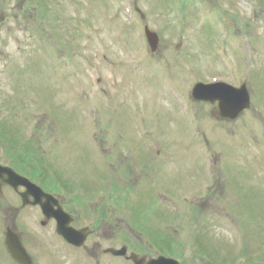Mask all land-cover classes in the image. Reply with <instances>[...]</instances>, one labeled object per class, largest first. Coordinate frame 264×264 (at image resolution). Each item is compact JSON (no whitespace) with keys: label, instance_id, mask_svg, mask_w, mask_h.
Returning a JSON list of instances; mask_svg holds the SVG:
<instances>
[{"label":"rangeland","instance_id":"374dc122","mask_svg":"<svg viewBox=\"0 0 264 264\" xmlns=\"http://www.w3.org/2000/svg\"><path fill=\"white\" fill-rule=\"evenodd\" d=\"M236 1L238 2V0H187L192 4L183 10L172 12L170 17L166 19L160 16L159 10L168 14L175 6L172 0H27V2L26 0H0V17L5 16L7 20V22L6 20L0 22V46H2L0 49L8 55L7 59L11 64L20 61L19 59L28 60L29 57H32L25 68L15 66L9 70V74L13 76L11 80L13 88L10 89L1 80V70H6L7 67L0 59L2 112L6 102L8 111L5 114H8L11 120H14L17 114H24L30 109L42 114L43 112L50 114V117H44L40 114L41 116H31L26 119L27 127L31 128L24 134L20 133L16 139L21 143L15 154L17 159L19 156L22 158L25 156L29 160L28 147L24 148V144L28 143L31 130L35 129L33 125L37 123L42 126L37 130H43L41 133H37V137L41 138L36 145V150H40V156H36V160L31 158V162H44L46 164L43 169L46 175L52 174L53 176L56 171L62 180L70 179V182L76 183L83 177L81 170L86 171L84 167L81 168L79 162L82 161L85 165L94 164V160L91 159L92 154L82 153L86 147L85 139L78 137L77 133L73 132L81 131V128H73L77 125L90 124L87 111L92 108L102 110V120L106 123L110 120L112 121L111 124H115L114 115L116 111H119L121 120L122 117L129 118L130 121L127 126L137 125L133 121L134 114H138V112L135 113L136 109L142 111L144 117L153 114V122L148 121L145 128H156L158 125H164L169 131V135L165 138L167 148L174 150L172 143L179 147L178 150H175L178 153L176 154L177 160L172 165L166 166L162 155L161 157L149 155L146 152L138 157L139 163L147 164L149 172L154 176L159 177L161 174V184L174 182L175 186H182L183 181H185L184 189L193 192L195 184L208 170L209 163L205 162L204 159L209 157L211 152H214L211 157L219 158V163L217 161V166H215L216 176L221 175L220 172L229 174L232 168L241 175L238 176L236 190H239L240 198H244L246 204L252 205L253 210L246 211L245 219L241 217V213L237 211L234 213L232 207H227L226 210L230 214L234 213L233 216L228 217L230 220L237 217L245 228L247 224L250 225V229H243L246 236L243 258L245 260L248 255L250 256L251 253L259 249V240L264 237V0L240 1L239 4ZM26 3L29 5L27 13L21 11ZM134 3H136V7H134ZM196 3H200L201 8L193 14L196 11L193 4ZM135 9L144 15V24L154 30L160 38L156 56L153 57L152 54L150 59L154 60L153 62L161 63L155 64L146 59L148 61L147 68L139 65L143 75H149L150 72H153L156 76L160 73L163 82H173L177 87L184 88L186 83L193 78L208 80L207 76L224 74V72L219 71L220 61H226V53L230 47L236 51L230 50V65L233 66L234 73L229 72L227 79L233 84L239 80L248 83L251 89L250 94H252V107L249 111L241 114L236 121L224 122L214 117L213 110L210 112L206 106H199L201 131L206 134L205 137L209 138V144H205L206 149L209 148L206 153L205 147L202 145L203 142L200 143L194 135L195 129L188 123L190 120L186 119V123H184L182 120L184 117L181 115L180 123H174L175 118H171L173 115L166 113L165 105L170 108L173 114L174 106L169 99H166L167 95L164 91L165 97L161 96L158 100L154 98L148 100V97L143 98L141 96L142 91L136 90L135 93H132V90H129L130 83L132 87H137L140 83L136 75H133L131 81H128L123 78L120 79L112 73L113 68L117 66L115 64L117 59L123 60L129 66H136V62L140 59L145 61L142 59L144 54L142 56L135 53V46L132 42L129 43V39H127L128 35L136 39L137 34L142 33L140 24L134 18L133 12L130 11ZM41 17L55 25L54 32L56 37H59L60 50L72 57L70 64L59 65L56 62L55 54L53 56V51L52 49L49 50L46 41L39 42V46H37L30 39H26L25 35V41L22 42L23 34H21L19 24H29L35 28L38 24L37 22L33 24L34 20L41 19ZM249 18H254L255 28L248 23ZM219 22L223 24L228 34L231 30V34L234 35L229 47H218L219 39L213 36L218 34L221 28ZM200 23L207 27L199 31ZM27 36L29 37L28 33ZM17 38L22 41L15 43ZM72 38H76V41L75 44H71V49L68 50L65 43L71 41ZM119 42L122 44H118ZM18 44L24 47V52L20 55L17 49ZM180 44L181 48H179ZM83 45L86 46L84 51L82 50ZM166 64L168 65L166 66ZM172 66L174 68L170 69ZM183 71H185L186 77L181 78L180 75L177 77ZM168 73L172 75V78H167ZM194 73L200 75H194ZM63 75H68V78H64ZM82 76L84 79H88L86 81L88 84L83 88H81L82 82L75 80ZM99 79H101V83H98L97 80ZM141 79L144 84L152 82L151 79L145 77ZM151 84H155V82ZM102 89L105 90V93L102 92ZM93 99L96 101L101 99V101L94 103L91 102ZM2 121L3 119L0 118V124ZM103 125L105 126V123ZM6 126L12 127L11 122L6 123ZM221 128H228L233 134ZM138 137L143 140L147 139L137 133V137H134L133 141L137 140ZM7 141L9 148L14 149V142L11 141V137ZM0 142H3L2 138H0ZM108 142H113V139L110 140L109 138ZM128 144L131 143L128 142ZM151 144L152 141H149L148 146ZM152 151L155 152V150ZM257 154H261V157ZM44 156L47 161L43 158ZM177 162L180 165V170L176 169L174 165ZM163 166L165 168L161 173ZM167 167H170L169 172ZM125 170L127 176L134 178L131 181L136 182L135 179L139 176L137 172L128 175L129 171L132 172L131 163ZM141 172L148 173L144 168L143 170L141 168ZM141 172L140 174H142ZM78 173L82 177H79ZM164 173H169L170 176H166ZM110 175L111 173H109ZM111 181L103 184L101 191L104 195L109 194L107 191L104 192L106 188L113 187ZM112 189H114V193L117 191L111 201L112 204L102 202L101 206L104 210L109 209V205H117V198L125 202V206L115 212L117 213L115 222H118L120 218L123 219L119 225H115L117 231L122 233L121 241H126L129 239V235H133L128 226L129 223L125 220L127 221L129 218L131 220L133 217L141 219L147 214L145 210H148V213L154 214L155 218L149 222L138 223L136 229L133 228V230L138 233L142 231L149 234L150 228L153 226L154 235L161 236L164 232L159 231L158 224L154 220L158 219L156 221L159 222L165 219L169 224L170 220L167 217L171 215L175 218V222L171 223L172 226L170 227L181 223L183 227L178 230L183 229L180 234L184 237L172 240L169 235L162 236L160 241L165 246L164 248L178 252L186 241H189L192 247H199L195 240L188 239L193 236V221L190 220V217L188 218V203L181 201L175 207H167L166 199L165 202L158 200L161 208L157 209L161 210L159 212L154 210L155 203L149 208L141 206L142 202L148 204L152 201L150 194H147L143 199V193L135 191L133 193L136 195L128 200L129 193L124 194L123 190L118 187ZM223 189V183L219 181L213 191L216 193L215 195H212L213 192L201 193L199 200L203 202L206 199L204 200L206 205L211 203L213 207H220L218 193L222 192ZM84 193H81L82 197L85 196ZM182 193L186 194L185 191H181L180 195ZM231 196H226L227 200L234 198L235 201L236 197ZM128 201H133V204ZM90 202L91 199L89 200L88 197L82 201L84 210L92 209ZM28 209L35 212L38 208L30 206ZM105 213L110 215V211ZM223 215L219 209L215 211V208L202 212V220L199 223L200 228H198L197 233L201 237L203 245L208 246L206 249L202 247L204 253L208 250L210 254L221 255V253L230 252L237 255L233 236L234 230L229 228ZM94 224L93 227H96L100 232L106 229L107 231H115L101 219ZM100 224L105 228H102ZM76 225L80 226L81 223ZM138 241L140 243H136V248H142V240L138 239ZM254 242H256V246L252 247ZM229 258L225 261L226 264L240 262L235 260L233 255ZM245 264L255 263L249 261Z\"/></svg>","mask_w":264,"mask_h":264},{"label":"flooded vegetation","instance_id":"af4514ba","mask_svg":"<svg viewBox=\"0 0 264 264\" xmlns=\"http://www.w3.org/2000/svg\"><path fill=\"white\" fill-rule=\"evenodd\" d=\"M111 195L114 198L116 192H112ZM63 201L64 199H62V202ZM63 204L65 206V202H63ZM101 205L102 204H91L92 209L84 210L83 204H81L79 199L70 198L68 200L67 211L75 220H72L73 224L71 223L70 225L77 230L89 226V233L80 247L70 245L62 238L56 236V221L49 220L44 222L39 220L43 218L39 207H37L38 209L35 212H33L34 210L24 207L18 210L14 207L13 210L16 211L17 214L13 211L7 214L5 227L6 229L22 230V241H24V245L27 246L33 264H132L131 261L127 259L131 256V254L128 253L129 251L124 258L106 254L107 249L120 250L122 248V233L117 231L115 227V225H119V222H121V218L118 222H115L117 219V213L115 212L120 209V199L117 198V205H109V209L106 210H104ZM106 211H110V215L105 213ZM82 212H84V215ZM99 219L109 224L115 231H107L106 229L100 232V230H97V228L93 226ZM43 222L45 226H39L42 225ZM77 223H81V225L78 226L76 225ZM101 226L105 228L103 225ZM30 228H33L34 233V236L31 237ZM46 228L49 229L47 230ZM3 244L5 245V239L0 241V264H5V262L7 264H15L7 257L6 247H4Z\"/></svg>","mask_w":264,"mask_h":264},{"label":"water","instance_id":"95a60500","mask_svg":"<svg viewBox=\"0 0 264 264\" xmlns=\"http://www.w3.org/2000/svg\"><path fill=\"white\" fill-rule=\"evenodd\" d=\"M155 36L156 35L154 33H148V38H149L150 43L153 46V49L155 48L156 43H157ZM198 96L200 98L205 99V100H211L212 102H214L216 99H219L221 101L224 100L223 104H221L222 112L220 115L223 117L231 116V117L235 118L239 112H241L244 108L248 107V104H245L244 106H242L243 103L241 105H239V102H235V103L232 102V101H237L236 98L232 99V100H229V99L226 100L224 91H217L214 93H211V92L205 93L203 91H199ZM232 111H233V114L229 115V113Z\"/></svg>","mask_w":264,"mask_h":264},{"label":"trees","instance_id":"16d2710c","mask_svg":"<svg viewBox=\"0 0 264 264\" xmlns=\"http://www.w3.org/2000/svg\"><path fill=\"white\" fill-rule=\"evenodd\" d=\"M30 163V165H32L33 166V169H35L36 167H35V165H34V163H31V162H29Z\"/></svg>","mask_w":264,"mask_h":264}]
</instances>
